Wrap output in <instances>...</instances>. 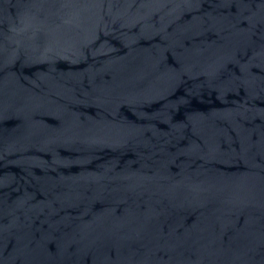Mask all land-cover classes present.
I'll return each mask as SVG.
<instances>
[{
    "label": "water",
    "instance_id": "1",
    "mask_svg": "<svg viewBox=\"0 0 264 264\" xmlns=\"http://www.w3.org/2000/svg\"><path fill=\"white\" fill-rule=\"evenodd\" d=\"M0 264H264V0H0Z\"/></svg>",
    "mask_w": 264,
    "mask_h": 264
}]
</instances>
